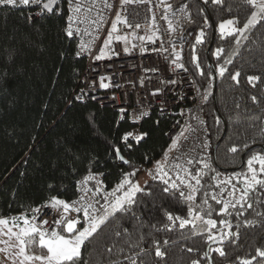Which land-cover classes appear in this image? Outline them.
Segmentation results:
<instances>
[{"label":"trees","instance_id":"16d2710c","mask_svg":"<svg viewBox=\"0 0 264 264\" xmlns=\"http://www.w3.org/2000/svg\"><path fill=\"white\" fill-rule=\"evenodd\" d=\"M186 1L194 22L182 28L177 40L186 45L188 64L204 95L211 93L207 101L204 100L205 119L212 153L217 144L215 158L219 168L213 157L212 166L224 172L235 171L244 152L245 162L241 168L246 164L247 154L253 149L259 151L264 145V136L261 135V129L264 128V22L251 31L233 64L227 66L229 72L223 77L217 74V113L212 99L214 79L209 86V72L217 64L213 53L217 47H225L229 52L235 49L230 40L226 43L219 39L216 25L223 19L237 17L242 26L253 9L243 0H223L221 5H214L211 0L208 4H204L203 0ZM201 8L204 9L202 14L199 11ZM229 8L231 11H228ZM27 12L28 9L0 6V213L4 216L20 213L21 206L40 205L50 195L73 199L76 196L75 181L86 173L92 159L98 161L92 170L105 174L103 180L109 188L118 182L121 169L130 170L128 165L113 162L109 155V142L119 143L120 135L133 126L126 120L117 123V111L110 106L71 98L85 60L75 57L76 43L64 35V16H37L29 20ZM205 16L212 27L204 25ZM213 24L215 37L209 49ZM201 28L207 34L205 43L196 45L193 51L196 35ZM61 53L65 54L63 58ZM193 55L198 57L197 61H193ZM197 62L204 75L199 74ZM237 70L241 71L239 85L229 77V73L234 74ZM248 75L261 76L255 88L247 83ZM253 95L257 97V103L251 100ZM216 118H219V124H216ZM168 125L169 119L155 112L146 117L138 125V130L147 132L148 136L139 145L130 141L133 150L123 151L126 159L136 166L151 167V163L145 162L144 156L147 154L153 160L160 158L168 145ZM224 125L226 132L221 138ZM245 142L250 147L241 152L240 148ZM232 146H237L236 154L228 151ZM73 168L76 169L75 173ZM137 178L142 185L146 181L152 183L144 171L138 173ZM49 184L54 185L53 189H49ZM145 199L149 209L143 211V216L150 222H164L159 208H151L153 199L163 203L169 211L185 214L179 207L171 206L158 187L151 198ZM257 211L264 212V205ZM244 218L256 219L258 222L240 228L236 245H224L225 257L212 253V264H239L236 259L238 256L250 258L257 246L264 245L262 218L254 217L251 209L241 219ZM112 227H104L82 249L88 264H109L110 260L116 259L114 254L109 255L105 251L112 242L108 238ZM156 235L161 243L165 238L178 242L164 249V260L155 257L153 249L151 254L143 257L146 264H189L191 259L200 257L206 250L201 237L183 239L178 232ZM184 235H188L187 231ZM187 247L199 249V252L189 253ZM182 248L185 250L181 251ZM201 264L208 262L202 260Z\"/></svg>","mask_w":264,"mask_h":264},{"label":"snow or ice","instance_id":"6c2138e0","mask_svg":"<svg viewBox=\"0 0 264 264\" xmlns=\"http://www.w3.org/2000/svg\"><path fill=\"white\" fill-rule=\"evenodd\" d=\"M203 2L208 4L209 0ZM211 3L221 5L223 0H211ZM243 3L253 10L242 26L237 17L223 19L216 25L219 39L226 43L230 40L235 51L229 52L225 47L216 48L213 55L217 64L209 72L210 87L214 79L212 72H216L220 77L228 73L227 66L233 64L238 50L249 39L251 31L264 22V0H243ZM65 4L66 8L63 6ZM141 4L149 5L145 10L144 23L130 21L128 6ZM119 5L114 17L110 19L113 0H0V6H10L13 9L37 7L38 12H29L27 17L29 20H33L35 16H64L63 32L67 39L76 43L77 50L74 55L77 58L88 55L94 61L111 59L113 55L120 54L115 50V45L120 44L122 51L129 55L133 50H138L141 54L148 51L168 53L166 59H169L172 65L187 71L181 62L183 49L177 51L173 40L174 34L182 31L183 20L186 19L188 23L194 22L186 4L175 8L168 0H159L158 3H155V0H119ZM154 8L162 10L159 19L165 22L166 28H161ZM199 11L202 14L204 9L201 8ZM228 11H231V8ZM132 15L139 13L133 12ZM203 22L204 25L212 27L207 16ZM109 23L106 35L98 44L104 26ZM206 35L204 28H201L196 35L193 51L196 45L205 43ZM157 42L159 47L149 49L148 45H156ZM64 55L61 53L62 58ZM192 59L197 61L198 57L193 55ZM196 68L200 70V75L205 74L198 62ZM240 76V70L234 74L229 73L230 79L237 85L240 83ZM106 80L110 78L99 77V88L110 87ZM260 80L259 75L246 77L247 83L253 88ZM95 83L93 81V86ZM159 92L160 89H156L152 95ZM209 95L211 93L207 92L203 99L207 101ZM76 99L81 100L82 96L78 95ZM251 100L257 103L255 95L251 96ZM236 107L239 108V105ZM119 111L120 119L123 120L127 110L121 108ZM147 114L144 111L131 114L130 123H139ZM193 118L199 125L205 124L200 117ZM215 122L219 124V118H216ZM236 122L239 123L238 120ZM190 131L196 129L186 125L175 137H170L171 142L162 151L159 159L153 160L145 154L144 160L151 163L150 168L136 166L123 154L124 150L129 152L133 150V143L130 141L139 145L147 138L148 133L124 132L119 137V143L109 142L111 148L109 155L113 162L119 161L128 165L130 169L129 171L121 169L118 182L109 188L102 179L105 174L92 170L98 161L90 160L86 173L75 181L77 195L74 199L68 201L50 195L40 205H29L27 208L21 206L22 211L18 214L4 216L0 213V244L7 246L0 248V251H10L12 264H88L82 255V249L104 227L112 225L108 234L112 242L105 251L109 255L114 254L116 259L110 260L109 264H146L143 257L151 254L153 249L155 257L164 260L166 256L164 249L178 241L165 238L161 243L156 235L161 232H178L183 239L202 238L206 250L200 257L191 259L189 264H201L202 260L212 264V253L225 257L224 245L226 243L236 245L240 237V228L258 222L256 219H241L249 209L253 211L254 217L262 218L264 221V212L257 211L264 205V145L259 151L253 149L247 154L246 164L241 170L223 174L212 166L206 156L199 154L191 156L183 151L182 138L187 140L186 133ZM261 135L264 136V128L261 129ZM208 146L206 140L201 144L202 149H207ZM249 147V143L245 142L240 151L243 152ZM228 151L236 154L238 148L232 146ZM72 171L75 173L76 169L73 168ZM141 171L146 173L152 183L147 181L143 185L140 183L137 176ZM48 187L51 190L54 185L49 184ZM157 187L171 206L179 207L185 214L169 211L163 203L153 199L151 208H159L164 222L145 220L143 211L149 209V203L145 198H151ZM42 208L56 213L57 218L51 226L48 220H39ZM185 231L188 233L186 236ZM186 251L193 253L199 252V249L187 247ZM236 259L239 264H264V245L257 246L255 254L250 258L238 256Z\"/></svg>","mask_w":264,"mask_h":264},{"label":"built area","instance_id":"2783aa9c","mask_svg":"<svg viewBox=\"0 0 264 264\" xmlns=\"http://www.w3.org/2000/svg\"><path fill=\"white\" fill-rule=\"evenodd\" d=\"M158 2L159 0H155V3ZM168 2L172 3L175 8H179L181 5L186 4L192 20V12L186 0H168ZM63 6L66 8V4ZM119 7V0H113V12L110 14V19L114 17L115 11L118 10ZM147 7H149V5H129V20L138 21L143 24ZM38 11L39 9L33 6L31 9H28L27 14H29V12L34 13ZM154 11L157 14V20L161 28H166L165 22L159 19L162 10L154 8ZM133 12H138L139 15H132ZM181 23L183 28L188 24V21L185 19ZM109 27L110 23L104 26V32L98 44L102 42ZM179 32L180 31H177L174 34L173 40L176 43L177 51L181 48L183 49L181 62L184 64V68H186L187 71L172 65L171 61L166 59L168 53L161 54L148 51L141 54L138 50H133L132 54L129 55L122 51L120 44H116L115 50L120 54L113 55L111 59L94 61L88 55L81 56L84 58L85 64L73 88L71 98L77 100L76 97L79 95L82 96V99L78 101H94L101 106L112 107L117 111V123L124 120L130 123L129 118L133 113H139L140 111L148 113L140 119L139 123H130L133 127L126 131L139 132L138 125L153 112L160 116H164L169 119V125L166 131L168 145L171 142L170 137H175L184 126L191 125L196 131L187 132V140H183L182 138L183 151L191 156H197L198 154L204 155L212 164L213 156L210 140L207 131H205V129H207V124L205 119V101L203 99L204 93L193 70L188 64L185 43L177 40ZM159 46V42H157L156 45H148L149 49ZM152 69H155V71H152ZM100 76L110 78V80L105 81L106 83H110V87L107 89L99 88ZM93 81L96 82L94 86ZM169 81H175V83H170ZM82 89L84 90L83 92L81 91ZM156 89H160V92L156 95H152ZM84 93H87V95ZM121 108L127 110L123 120L120 119L121 113L119 110ZM194 116L203 119L205 124L203 126L199 125L198 121L193 118ZM205 140L209 146L207 149H202L201 144ZM173 155H175V153H173ZM219 171L223 174H230L233 172ZM56 218L55 212H51L46 208L41 209L39 220H48L49 226H51Z\"/></svg>","mask_w":264,"mask_h":264},{"label":"water","instance_id":"95a60500","mask_svg":"<svg viewBox=\"0 0 264 264\" xmlns=\"http://www.w3.org/2000/svg\"><path fill=\"white\" fill-rule=\"evenodd\" d=\"M214 37H215V25L213 24V36H212L211 43L209 45V49L212 46V43L214 41ZM212 68H214V67L212 66ZM213 76H214V82H213V85H212V99H213V104H214L215 110L217 111V113H219L218 112V108H217V102H216V87H217V82H218L217 73L213 72ZM225 132H226V126L224 125V130H223V133L221 135V138L224 136ZM216 146H217V144L214 145L212 154H213V161H214L216 167H218L217 162H216V158H215ZM244 156H245V152L241 155V162H240L239 166L236 169H239V168H241L244 165V162H245Z\"/></svg>","mask_w":264,"mask_h":264},{"label":"rangeland","instance_id":"374dc122","mask_svg":"<svg viewBox=\"0 0 264 264\" xmlns=\"http://www.w3.org/2000/svg\"><path fill=\"white\" fill-rule=\"evenodd\" d=\"M2 245L3 244H0V248L6 247V245H4V247ZM7 252H8V254H5L4 251H0V264H12L11 253H10V251H7Z\"/></svg>","mask_w":264,"mask_h":264},{"label":"crops","instance_id":"0c3cea01","mask_svg":"<svg viewBox=\"0 0 264 264\" xmlns=\"http://www.w3.org/2000/svg\"><path fill=\"white\" fill-rule=\"evenodd\" d=\"M3 247H4V245H2ZM7 247V246H6ZM5 248V247H4ZM5 252V254H8V252L7 251H4Z\"/></svg>","mask_w":264,"mask_h":264}]
</instances>
